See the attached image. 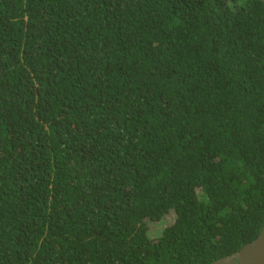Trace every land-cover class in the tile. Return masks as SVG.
Returning <instances> with one entry per match:
<instances>
[{
  "label": "trees",
  "instance_id": "16d2710c",
  "mask_svg": "<svg viewBox=\"0 0 264 264\" xmlns=\"http://www.w3.org/2000/svg\"><path fill=\"white\" fill-rule=\"evenodd\" d=\"M263 224L264 0H0V264H211Z\"/></svg>",
  "mask_w": 264,
  "mask_h": 264
},
{
  "label": "water",
  "instance_id": "95a60500",
  "mask_svg": "<svg viewBox=\"0 0 264 264\" xmlns=\"http://www.w3.org/2000/svg\"><path fill=\"white\" fill-rule=\"evenodd\" d=\"M211 264H264V224L260 234L240 250Z\"/></svg>",
  "mask_w": 264,
  "mask_h": 264
},
{
  "label": "rangeland",
  "instance_id": "374dc122",
  "mask_svg": "<svg viewBox=\"0 0 264 264\" xmlns=\"http://www.w3.org/2000/svg\"><path fill=\"white\" fill-rule=\"evenodd\" d=\"M175 218H176V214L171 211L168 215H166L165 218H163L161 221L159 222H154V223H151L150 225V235L151 236H156L160 233V231L172 224L174 221H175Z\"/></svg>",
  "mask_w": 264,
  "mask_h": 264
}]
</instances>
